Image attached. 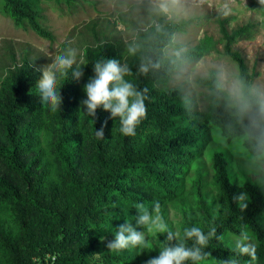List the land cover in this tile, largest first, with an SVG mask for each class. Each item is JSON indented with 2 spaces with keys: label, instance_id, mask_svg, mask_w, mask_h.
<instances>
[{
  "label": "trees",
  "instance_id": "1",
  "mask_svg": "<svg viewBox=\"0 0 264 264\" xmlns=\"http://www.w3.org/2000/svg\"><path fill=\"white\" fill-rule=\"evenodd\" d=\"M41 1L58 8L61 3L66 8L75 3L0 0V6L15 27L54 40L43 24ZM226 23V19L218 20V39L203 36L187 47L174 42L175 34L187 23L162 17L136 30L131 44L134 52L123 51L113 41L86 45L80 60L86 65L84 75L77 81L69 71L60 78L57 87L62 86V104L56 111L40 102L35 86L38 68L26 55L18 61L14 53H8L10 62L0 74V264H135L139 257H155L167 243L166 234L153 250L148 244L149 248L129 246L114 252L106 244L126 220L136 226L135 205L142 203L151 210L156 202H170L182 196L188 182L198 215L182 211L185 219L178 236L183 238L185 228L199 227L207 233L215 227L217 236L225 239H210L204 251L211 256L186 264H222L233 258L247 264L250 258L238 255L232 240L245 226L257 246L254 264H264L260 182L233 177L225 149H218L211 158L217 200L207 196L200 179L187 176L212 137L264 170V123L253 127L248 116L240 114L236 99L214 69L195 78L206 89V105L200 111L178 89L168 86L182 66L219 51L222 44L223 53L236 64L238 82L254 99V75L233 47L252 33L254 24L229 30ZM171 47L176 50L169 52ZM107 58L126 63L131 71L127 79L140 90L148 89L146 116L134 136L121 134L118 118H110L102 107L95 118L80 110V101L86 98L83 85L93 75V64ZM141 65L148 68L147 73L139 71ZM102 126L104 139L95 136V129ZM240 192L249 197L243 211L233 200ZM186 243L191 246L192 241Z\"/></svg>",
  "mask_w": 264,
  "mask_h": 264
},
{
  "label": "rangeland",
  "instance_id": "2",
  "mask_svg": "<svg viewBox=\"0 0 264 264\" xmlns=\"http://www.w3.org/2000/svg\"><path fill=\"white\" fill-rule=\"evenodd\" d=\"M159 2L160 0H75L71 8H66L62 3L61 8H58L41 1L43 24L53 34L54 40L40 37L29 28L15 27L0 6V74L10 62L8 53H14L18 61L26 55L39 68L50 62L48 56L59 54L69 46L80 52L78 62L86 45L102 41H113L127 52L136 30L147 27L161 17L187 23L174 38L176 44L187 47L198 43L203 36L218 39V20L226 19L229 30L247 22L254 24L252 33L237 40L233 47L240 52L248 71L254 75L252 88L255 86L264 89V13L257 0H180L178 5L169 0L167 13L159 10ZM225 2H229L232 8L231 14L227 16L221 11ZM221 45H218L219 51H211L196 63L182 66L168 83L169 87L181 92L194 110L200 111L206 105V89L196 84V77L214 69L229 93L233 82H238L236 64L223 53ZM175 50L171 47L168 51ZM212 138L206 143L202 154L191 164L187 173L189 180L200 179L208 191L207 196L217 200V190L212 183L214 170L211 158L218 149H225L232 176L237 179L241 176L253 178L264 189L262 168L253 160L234 154L226 145ZM190 188L191 183L188 182L181 197L161 205L164 222L177 235L185 219V212L198 215ZM138 230L144 229L139 227ZM145 235L147 243L153 245L152 250L156 248L162 234L155 229H145ZM146 260L147 257H139L135 264H144Z\"/></svg>",
  "mask_w": 264,
  "mask_h": 264
},
{
  "label": "clouds",
  "instance_id": "3",
  "mask_svg": "<svg viewBox=\"0 0 264 264\" xmlns=\"http://www.w3.org/2000/svg\"><path fill=\"white\" fill-rule=\"evenodd\" d=\"M180 0H171V3L178 5ZM258 5L264 8V0H257ZM159 10L167 13L169 10V0H160ZM222 14L227 16L231 14L232 8L229 2H225L221 8ZM134 48H129V52H134ZM81 55L77 48L67 47L56 55H50V62L39 66V79L35 82L37 94L40 102L49 105L51 110L60 109L62 104L61 87H57L60 78L66 77L71 71V77L77 81L84 75V66L78 62V56ZM179 55V53H177ZM75 66V67H73ZM141 73H147L148 68L141 65ZM131 71L126 63L122 64L116 58L99 59L93 64V75L83 85V92L86 98L80 101V110H83L89 117H96V110L102 107L110 112V118H118L119 131L125 136H134L136 126L141 119L146 116V104L148 99V89H138L134 83L127 79ZM230 94L235 97L240 114L247 115L253 127L264 123V89L253 87L251 97L244 91V85L239 82H233L230 88ZM253 105L255 109L253 110ZM95 123V120L92 119ZM106 123V122H105ZM95 136L104 139L103 126L95 129ZM249 197L246 192H240L233 196V200L243 211L248 207ZM138 215L135 218L134 227L132 222L125 221L120 224L114 232V239L108 241L106 247L108 250L118 252L132 247H149L145 229L152 231L155 229L158 233L166 234L167 243L159 250L158 255L151 257L144 264H186L187 261L198 262L211 256L210 252L204 251L207 248L210 239L215 238L219 241L225 239L224 235L217 236L215 227L205 233L199 227H190L184 229V236L180 238L177 233L170 230L164 222L161 215V205L156 202L151 210L142 203L134 206ZM142 227L144 230H137ZM101 238V241H104ZM192 241L189 246L186 241ZM234 251L240 256L249 257L247 264H254L257 261V246L253 242L247 226L242 227L239 234L232 237ZM222 264H238L236 259H225Z\"/></svg>",
  "mask_w": 264,
  "mask_h": 264
}]
</instances>
